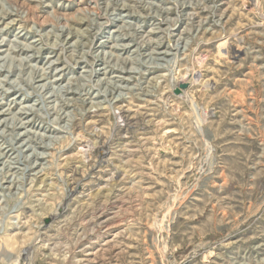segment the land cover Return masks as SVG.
I'll list each match as a JSON object with an SVG mask.
<instances>
[{
    "label": "rangeland",
    "instance_id": "374dc122",
    "mask_svg": "<svg viewBox=\"0 0 264 264\" xmlns=\"http://www.w3.org/2000/svg\"><path fill=\"white\" fill-rule=\"evenodd\" d=\"M0 30V128L34 124L0 136V264H264V0H0Z\"/></svg>",
    "mask_w": 264,
    "mask_h": 264
},
{
    "label": "bare ground",
    "instance_id": "6f19581e",
    "mask_svg": "<svg viewBox=\"0 0 264 264\" xmlns=\"http://www.w3.org/2000/svg\"><path fill=\"white\" fill-rule=\"evenodd\" d=\"M176 4V3H175ZM2 11V10H1ZM10 14H12L11 12H5V17L4 18H6V16L7 15H10ZM4 15V14H3ZM110 20V19H109ZM66 28V27H65ZM1 30H0V36H1ZM3 43H0V47H4V45H2ZM32 46V45H31ZM31 46H27V48H26V50H32V47ZM124 47H126V46H124ZM123 47V48H124ZM128 47V46H127ZM10 49V48H9ZM21 49V48H20ZM237 49V48H236ZM22 50H24V48H22ZM180 50V49H179ZM11 51V50H10ZM9 51V53H11V52H16L17 50L16 49H14V51L12 50L11 52ZM21 51V50H20ZM3 51L0 49V54L2 53ZM237 52V51H236ZM34 57V56H33ZM3 59V57L0 55V72L2 73V71H7V73H11V74H13L14 75V73L17 71V70H19L20 71V74L23 72V70L25 69V65L27 64L28 65V62L27 61H29L27 58L25 59L26 60V63H24V64H21V66L20 67H17V68H15V66H6L4 63L6 62V61H3L2 63H1V60ZM23 60H21V63H23L22 62ZM172 63H174V62H172ZM177 64V63H176ZM45 72V71H44ZM92 72V71H91ZM52 76V75H51ZM55 76V75H54ZM48 77V76H47ZM44 77L43 76H41V79L40 80H42ZM45 78H46V76H45ZM44 78V79H45ZM2 81H5V84H6V82L8 83V81L6 80V79H3V80H0V99H5L6 98V96H7V93L9 92V88H5L4 86H5V84H3L2 83ZM33 81V80H32ZM15 82L16 83H14V85L13 86H11V87H13V91L15 92V91H17V92H19V93H21V95L22 94H25L26 93V88L24 89V86H20V87H17V86H15V84H17V85H19V81H17V80H15ZM53 82V81H52ZM49 83H51V82H49ZM12 85V84H11ZM28 85H29V83H28ZM59 85V84H58ZM51 87V86H50ZM52 87H53V89H56V86H54L53 84H52ZM51 87V88H52ZM62 87V86H61ZM34 88V87H33ZM41 88H44V90H41L40 92H39V99L41 100V109H46L47 110V108H46V101H48V102H53V101H56L57 99H61V100H64V95H69V94H72V93H79L77 90H74V88H72V86H69V87H67L66 89H62V88H60V87H57V91L55 92L54 90L52 91V92H49L48 93V91L47 92H45L46 90H49L48 88H49V85H48V87H46L45 86V84H43V85H41ZM51 91V90H50ZM45 92V93H44ZM60 93H61V95H60ZM27 94H30V93H27ZM34 94V93H33ZM48 94H50V95H48ZM37 95V94H36ZM26 96V95H25ZM30 96V95H29ZM28 97H26L25 99L26 100H28L27 99ZM67 98V97H66ZM48 99H53V100H48ZM17 100V99H16ZM11 101H14V99L13 100H11ZM39 101V100H38ZM60 101V100H59ZM66 101V100H65ZM62 102V101H61ZM11 103V102H10ZM40 103V102H39ZM58 103H60V102H58ZM3 104H4V101L2 102V101H0V108L1 107H3ZM13 104V103H12ZM15 104H16V102H15ZM66 104H68V103H66ZM8 105V104H7ZM17 105H18V102H17ZM39 105V104H38ZM58 105V104H57ZM24 107V111H20V115H21V113H23L24 114V116H26V115H29V114H31V113H35L38 109H36V107H34V106H32V105H26V106H23ZM55 107V109H56V114L57 115H60V112H61V110H63V109H58V107L55 105L54 106ZM53 107V108H54ZM14 108V107H13ZM39 108V109H40ZM49 108V110H47L49 113H50V108L51 107H48ZM10 109H12L11 108V106L8 108V109H6V111L7 110H10ZM25 109H27V110H25ZM22 110V109H21ZM6 111H4L3 113H0V114H5V112ZM55 111V110H54ZM10 113H8V114H12L11 113V111H9ZM65 112V111H64ZM63 113V112H62ZM45 114V113H44ZM62 115V114H61ZM23 116V117H24ZM43 116V115H42ZM63 116V115H62ZM0 117H1V115H0ZM11 118V117H10ZM27 118V117H26ZM58 119V121L60 120V123H61V121H64V119H62V117L61 116H56V118L55 119H53L52 121H49V124L51 125V129H54V131H64V126H62L61 124H58L55 120H57ZM8 119L7 118H4L2 121L4 122V124H3V128H0V136L4 139V140H6V142L7 143H9L8 145H9V147H12L10 150H16V152H19V154L18 155H20V153H22L23 152V147H27V150L30 148V146H28V144L30 143V142H33L34 140H33V138H29L28 140H27V138L26 139H24V141L22 142V145H20V146H17L16 147V144H17V142H15V138H14V135L16 134V129H18V128H22V127H26V125L27 124H29V125H32L33 124V120H29V121H25V122H21L20 124H19V122L21 121L19 118H13L12 117V121L10 120V122L9 121H7ZM67 123V122H66ZM36 124V123H35ZM34 125V124H33ZM72 127V126H71ZM41 130V129H40ZM30 132V131H29ZM7 133H10V134H7ZM15 133V134H14ZM28 133L26 132V131H23V132H21L20 133V136H25V135H27ZM35 134H37V136L39 135L38 133H35ZM42 136H45V137H48L47 135H45V134H43ZM13 137V138H12ZM22 137H21V139H22ZM40 137V136H39ZM38 137V138H39ZM20 139V140H21ZM40 139V138H39ZM41 139H45V138H42L41 137ZM35 140H38V139H35ZM40 141V140H39ZM43 141V140H42ZM106 144V143H105ZM26 145V146H25ZM102 146V145H101ZM105 146L106 145H103L100 149L102 150V152L105 154L106 153V149L107 148H105ZM50 147V146H49ZM15 148V149H14ZM9 152V151H8ZM8 152H6V151H4V150H2V148H0V163H2L3 162V160H4V162H3V165L4 166H8V167H12V165H10L9 163H12V160L14 161V159H12V160H9V159H7V158H9L8 157ZM24 153V152H23ZM21 156H23V155H21ZM17 157H20V156H17ZM11 159V158H10ZM16 159V158H15ZM42 164V163H41ZM14 168V167H13ZM10 170V169H9ZM34 170V169H33ZM6 172V171H5ZM26 172V171H25ZM24 177V176H23ZM16 179V178H15ZM7 181V180H6ZM11 182H12V180H11ZM25 182V181H24ZM20 186V185H19ZM0 188H3V185L1 184L0 185ZM74 191H76V190H69V195L71 196V195H73L75 192ZM17 192V191H16ZM70 196H68V197H70ZM111 196V195H110ZM104 198V197H103ZM102 198V199H103ZM69 199V198H68ZM67 199V200H68ZM101 205V204H100ZM99 205V206H100ZM85 207H87V205L85 206ZM64 208H66V204H65V206H64ZM92 208V207H91ZM86 210V209H85ZM102 210V209H101ZM94 211V210H93ZM93 211H91V212H93ZM100 212V211H99ZM81 213V212H80ZM57 214V213H56ZM55 213L54 214H52V216H51V219H52V217L53 218H56L57 217V215H56ZM90 215V214H89ZM80 216V215H79ZM74 219V218H73ZM81 222V221H80ZM79 223V222H78ZM67 226V225H66ZM79 226V225H78ZM80 227V226H79Z\"/></svg>",
    "mask_w": 264,
    "mask_h": 264
},
{
    "label": "water",
    "instance_id": "95a60500",
    "mask_svg": "<svg viewBox=\"0 0 264 264\" xmlns=\"http://www.w3.org/2000/svg\"><path fill=\"white\" fill-rule=\"evenodd\" d=\"M179 91V90H178Z\"/></svg>",
    "mask_w": 264,
    "mask_h": 264
}]
</instances>
